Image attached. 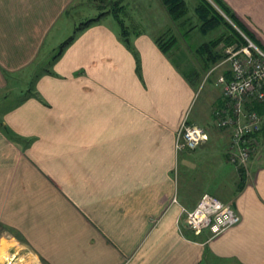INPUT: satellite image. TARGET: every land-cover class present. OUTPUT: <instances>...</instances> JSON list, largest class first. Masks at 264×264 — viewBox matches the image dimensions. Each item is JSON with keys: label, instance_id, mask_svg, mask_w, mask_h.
Here are the masks:
<instances>
[{"label": "crops", "instance_id": "obj_1", "mask_svg": "<svg viewBox=\"0 0 264 264\" xmlns=\"http://www.w3.org/2000/svg\"><path fill=\"white\" fill-rule=\"evenodd\" d=\"M83 1L0 0V91ZM223 1L264 50V0ZM110 13L77 31L18 99L0 103V229L18 233L19 248L42 264H264V121L241 173L214 125L216 81L191 113L198 70L184 77L170 60L176 45L163 52L150 33L123 45L102 21ZM199 119L207 139L177 149L181 122ZM203 192L231 201L239 221L193 233L180 206Z\"/></svg>", "mask_w": 264, "mask_h": 264}, {"label": "rangeland", "instance_id": "obj_2", "mask_svg": "<svg viewBox=\"0 0 264 264\" xmlns=\"http://www.w3.org/2000/svg\"><path fill=\"white\" fill-rule=\"evenodd\" d=\"M209 1L215 6L218 12L222 14L225 19L240 32V35L243 38V41L240 43L237 41H233L228 44L224 41H220L215 48L223 53L224 56L215 64L208 65L206 66V68H204L203 66L205 55L203 52H199L198 47L200 44L211 40V38L216 36L218 33H221L227 29L224 25H219L216 29L209 30L206 33L200 32V30L197 28L198 25L192 29H189V25L195 22V20H191V17L196 16L193 11V6L196 0H185L187 7L186 15H184L177 21H174L172 18H167L169 16H166L168 15V13L166 9H164V5H161L163 8L162 11H160L158 4H160L161 2L158 3V0H84L82 3L77 4L78 6L73 8V10L80 9L78 13H74L76 11L71 10L69 14L65 16L68 25L62 24L63 26L61 28H58L57 31L52 32L53 34H56V39H54L53 41L49 36L47 40L48 42L47 44L45 43L43 49L41 50L40 56L34 62L35 64L22 71V73L24 74L25 72H28L29 77L20 73L17 76L11 78L10 81H8L9 85L5 89H3V91H0V103H2V101H8V103H11L16 98L18 99L23 92H26L27 89L32 86V80L35 78L36 72L44 70L45 67L50 68L49 61H51L52 55L57 51L58 43L60 41H63L69 34L73 33L72 30L75 25L79 24L81 21L88 17L96 15L100 11L121 7V9L117 11H119L118 15L122 19L123 24L125 25V29L129 33V39L133 37L134 34H137L139 32H144L146 34L150 33V36H162L163 38L170 35V33L175 35L176 42L173 45V48L176 45L175 47H177V51L176 55H174L173 53L171 54H173L174 56L169 55L171 62H173V64L179 68V71L184 77L186 74L188 75L193 69H197L199 73L198 78L196 77L197 79H194L193 81L194 83L192 88L193 101L190 109L191 113H195L203 105V103L205 105V92L207 88L213 87V93L215 90L217 91L218 85L216 86L214 84V81L215 79H217V76L219 75L218 73L221 71V69L227 68V56L229 54V51H232L231 48H234V46L235 48L241 47L243 45H246L248 42L246 39V37L248 36L243 31L238 29L235 23L232 22L227 16H225V14L216 6L215 3H213V1ZM155 4H157V7ZM154 10H157L158 12H154ZM168 19L172 22H168ZM186 20L188 21L185 22ZM102 21L105 23H112L121 36V27L114 20L111 13L108 16H103ZM244 31L246 30L244 29ZM129 39L128 36H125L123 39H120V42L123 45H126L129 42ZM104 50L106 49L104 48ZM129 50L132 52L133 45L131 48H129ZM180 51H183V56L179 54ZM25 80L27 82H25ZM200 120L201 119L196 120L198 122L197 124L199 125L203 124V121ZM215 128L217 127L215 126ZM222 146L223 139L222 141L220 140L216 143L214 142L213 149L211 150H213V152H221ZM0 232L3 236L0 239V243L1 240H5L4 243L7 244L5 245L4 251L0 252V264H42L36 257L27 254L24 249L19 248L21 240L19 239L18 233H15L14 230L10 229L5 232V228L3 227H1ZM7 247L8 249L6 251Z\"/></svg>", "mask_w": 264, "mask_h": 264}, {"label": "built area", "instance_id": "obj_3", "mask_svg": "<svg viewBox=\"0 0 264 264\" xmlns=\"http://www.w3.org/2000/svg\"><path fill=\"white\" fill-rule=\"evenodd\" d=\"M247 44L231 48L227 56L231 78L218 76L215 84L226 101L214 111V123L227 133L226 158L235 166H247L251 152L257 145V132L264 121V114L247 106L250 101L264 99V50L246 37ZM207 133L203 127L183 120L176 131L177 149H194L205 141ZM187 226L199 233L206 228L215 234L238 221V215L229 203L203 192L194 208H181Z\"/></svg>", "mask_w": 264, "mask_h": 264}, {"label": "trees", "instance_id": "obj_4", "mask_svg": "<svg viewBox=\"0 0 264 264\" xmlns=\"http://www.w3.org/2000/svg\"><path fill=\"white\" fill-rule=\"evenodd\" d=\"M161 3L164 5L168 15L170 18H172L174 21L179 20L184 15H186L187 7L185 0H160ZM213 3L216 4V6L227 16L232 22L235 23V25L243 31L250 39L251 34L248 31H244V28L240 25L239 21L236 20V17L234 16V13L231 11V9L227 6V4L223 0H211ZM121 7H116V9L112 8L111 10H105L100 11L95 15L94 17H88L81 21L77 26L74 27L73 33L70 34L67 38H65L60 44L58 45L57 51L52 55L51 60H53L55 57H57L65 47V45L70 42V40L73 38L74 34L84 28L86 25L92 23L93 21L97 20L99 17H101L103 14L112 12L113 16L119 23L121 29V36L125 37L128 36L129 33L125 29V25L123 24L122 19L119 17L117 10H120ZM194 14H196V18L198 20V29L202 33H206L209 30L216 29L219 25H224L227 30L218 33L216 36L211 38V40L204 42L199 45L198 50L199 52H203L205 55L204 59V68L206 66L215 64L219 59H221L224 55L220 51H218L215 47L220 41H224L226 43H231L233 41L242 42L243 38L240 35V32L234 28L226 19L225 17L218 12V10L215 8V6L209 1V0H196L193 7ZM197 26L196 24H193L191 27ZM190 27V28H191ZM189 28V29H190ZM252 40V39H251ZM155 42L157 46L162 50L163 52H167L176 42L175 35L171 34L167 37L163 38L162 36L155 37ZM228 72V76L224 74H220L218 76H223L225 79L231 78V73L229 69V65L226 68ZM192 72H196L195 69H193ZM190 75V73H189ZM217 76V77H218ZM216 78V77H215ZM216 81V79H215ZM219 87V86H218ZM220 89V87H219ZM220 97L221 102L218 105V107H221L224 102L226 101V98L220 91ZM223 102V104H222ZM248 107L255 109L258 113H262L264 111V99L262 101L253 100L250 101V103L247 104ZM215 111V110H214ZM214 113V112H213ZM189 122V121H187ZM219 129V128H218ZM253 152H251L252 154ZM250 154V155H251ZM250 157V156H249ZM231 163V162H230ZM233 164V163H231ZM234 165V164H233ZM235 166V165H234ZM241 173H244L245 170L242 166H235Z\"/></svg>", "mask_w": 264, "mask_h": 264}, {"label": "bare ground", "instance_id": "obj_5", "mask_svg": "<svg viewBox=\"0 0 264 264\" xmlns=\"http://www.w3.org/2000/svg\"><path fill=\"white\" fill-rule=\"evenodd\" d=\"M250 39V38H249ZM225 103V102H224ZM222 104H223V102H222ZM222 106H224V104L222 105ZM214 119H215V116H214ZM215 126L217 127V128H219V129H221L223 132H225V133H227L223 128H221V127H219V126H217L216 124H215ZM202 127V126H201ZM206 131V130H205ZM207 133V132H206ZM206 139H207V137H206ZM205 139V140H206ZM227 142H228V137H227ZM196 147H194V149H195ZM213 196H215V195H213ZM216 197V196H215ZM218 198V197H217ZM219 200H221V201H223V202H226V203H229L230 204V206H231V208H232V210L238 215V217H239V219H240V216H239V213L235 210V208H234V206H233V203L231 202V201H224V200H222V199H220V198H218ZM198 201V200H197ZM197 203V202H196ZM196 203H195V205H196ZM195 205L192 207V208H194L195 207ZM185 208L184 206H180V212H181V214L182 215H184V219H185V214H184V212L181 210V208ZM191 208V209H192ZM239 219H238V221H239ZM237 221V222H238ZM186 222V221H185ZM237 222H235L234 224H236ZM234 224H231V225H234ZM231 225H229V226H231ZM229 226H227V227H229ZM193 233H195L194 231H193ZM198 233V232H197ZM218 233V232H217ZM196 234V233H195ZM212 235H214V234H212ZM211 235V236H212Z\"/></svg>", "mask_w": 264, "mask_h": 264}]
</instances>
